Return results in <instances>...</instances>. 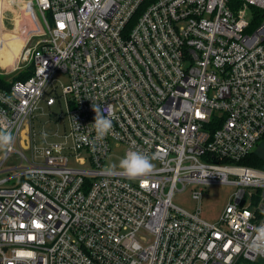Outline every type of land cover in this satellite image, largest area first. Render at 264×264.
Returning <instances> with one entry per match:
<instances>
[{
    "label": "built area",
    "instance_id": "1",
    "mask_svg": "<svg viewBox=\"0 0 264 264\" xmlns=\"http://www.w3.org/2000/svg\"><path fill=\"white\" fill-rule=\"evenodd\" d=\"M26 3L44 24L16 62L34 74L0 87V128L13 136L0 151V264L20 250L36 254L28 264L264 259L248 247L264 225V170L237 164L264 137V0ZM93 104L114 113L102 142ZM114 142L152 157L154 171L109 174ZM222 183L239 189L217 222L173 203Z\"/></svg>",
    "mask_w": 264,
    "mask_h": 264
},
{
    "label": "rangeland",
    "instance_id": "2",
    "mask_svg": "<svg viewBox=\"0 0 264 264\" xmlns=\"http://www.w3.org/2000/svg\"><path fill=\"white\" fill-rule=\"evenodd\" d=\"M23 3H24V7L27 9L28 8L27 3L26 2H23ZM6 4L7 3L4 4L6 8H4L3 10V15H4L3 16V25H4L3 33H6V31L8 30L10 34H8V36L7 34H4V36H2L3 38L6 39V41L3 43V48L0 51V77L5 79L6 81L11 82L16 77H18L21 72L24 71V69L22 68L15 69L17 65L15 62L18 59V56L20 54V47L22 46V44H25V42L27 43V40L31 37L30 35L33 34L35 31H33V33L31 34H28L32 23L31 25L30 23H28V15H26L25 12L22 11L21 6L16 5V4H13L10 6L9 3L8 5ZM35 10H36L35 15H36L38 23L44 24L43 16L38 11V9H35ZM18 17L21 19L26 18L25 19L26 22L24 21V28L26 30L22 32L23 36H20V37L16 36L15 32H13V30L15 29V21H16L15 19H17ZM30 18L31 17H29V19ZM48 18L50 20V17ZM30 22H31V19H30ZM39 27L41 28V26ZM3 29L2 27L0 28V35ZM33 40H35V37L33 38ZM12 62H14L15 64L9 68ZM58 78L64 84L68 83V79L65 75L64 76L59 75ZM61 92H62V88L59 89V93ZM54 94H56V92ZM42 105L44 106L45 110L48 112L45 116H41V118L44 121L49 118L50 112H49V108L46 107L44 103H42ZM51 110L57 113L58 115L65 113L66 111L65 104L62 106L57 104L54 107H52ZM51 124L52 123H48L46 126L49 132H54L57 129L63 131L64 129L62 122L58 126L51 125ZM38 125L40 126V124ZM259 144L260 145L256 148V150L259 151V154L264 157L263 145L261 144V142H259ZM125 149L126 147L123 144H119L116 142L112 143L111 151L109 153V156L105 164L107 168H109V166L111 165H117L116 168H118L120 159L125 156ZM71 165L77 166V167H85L84 165H81L75 162L74 160H71ZM256 168L264 169V164H261L259 167H256ZM195 188H197V186H188L183 191H177L173 198V203L176 206L181 207L189 212H195L196 209L200 207L202 219H204L207 222L214 223V222L219 221L231 196L239 189V186L233 185V184H226V183L225 184L223 183L222 184H209L205 187L204 195L200 201H197L193 198L192 193ZM254 264H264V260H261L257 263L255 262Z\"/></svg>",
    "mask_w": 264,
    "mask_h": 264
},
{
    "label": "clouds",
    "instance_id": "3",
    "mask_svg": "<svg viewBox=\"0 0 264 264\" xmlns=\"http://www.w3.org/2000/svg\"><path fill=\"white\" fill-rule=\"evenodd\" d=\"M92 110L95 112V122L92 124L96 133L95 140L102 142L113 128L112 117L114 113L110 106L105 107L104 111H102L96 104L92 105ZM105 113L107 114L105 115ZM12 142V134L0 128V151H11ZM116 167L117 165H111L106 171L111 174ZM118 168L128 178L136 179L150 175L154 171L155 165L149 155L142 151L132 150L120 159ZM248 247L253 253L264 255V225L255 229V236L248 244ZM15 259L17 264H28L29 261H35L36 254L31 251L20 250Z\"/></svg>",
    "mask_w": 264,
    "mask_h": 264
},
{
    "label": "trees",
    "instance_id": "4",
    "mask_svg": "<svg viewBox=\"0 0 264 264\" xmlns=\"http://www.w3.org/2000/svg\"><path fill=\"white\" fill-rule=\"evenodd\" d=\"M34 66H30L28 69L24 70L23 72L20 73V75L18 77H16L13 81L9 82L6 81L5 79L0 77V87L2 88H9L11 86V84L17 80H27L28 78H30L33 74H34ZM261 144L263 145L264 148V137L261 140ZM260 144H258L259 146ZM257 146V147H258ZM238 165L240 166H245V167H251V168H255V169H259V170H264L261 168H256L259 167L261 164H264V157L261 156L259 154V151H257L256 149L250 153L249 155H247L245 158L241 159L240 161L237 162ZM264 260V259H260L257 262ZM256 262V263H257ZM255 262H248L245 261L244 264H254ZM243 264V263H241Z\"/></svg>",
    "mask_w": 264,
    "mask_h": 264
},
{
    "label": "bare ground",
    "instance_id": "5",
    "mask_svg": "<svg viewBox=\"0 0 264 264\" xmlns=\"http://www.w3.org/2000/svg\"><path fill=\"white\" fill-rule=\"evenodd\" d=\"M23 2H26V0H0V28L2 27V29H3V27H4V25H3V10H4V8H6L5 6H4V4L5 3H7L6 5H8V3L10 4V6L11 5H13V4H16V5H19V6H21V9H22V11H25V14L26 15H28V12L26 11L27 9L24 7V3ZM20 9V8H19ZM6 11V10H5ZM19 14V13H18ZM21 15V14H20ZM25 15V16H26ZM30 15V14H29ZM26 19V18H25ZM25 19H21V18H17V19H15L16 21H15V31L13 30V32H15V34H16V36H23L22 35V32L24 31V21H25ZM29 19V18H28ZM26 22V21H25ZM27 24V23H26ZM30 26V25H29ZM31 30H33V29H31ZM3 31H4V29L2 30V33H1V38H0V51H1V49L3 48V43L6 41V39L5 38H3L2 36H4V34H7V36H8V34H10L9 33V31L7 30L6 31V33H3ZM11 32V31H10ZM12 32V33H13ZM27 32V31H26ZM12 35V34H11ZM25 44H26V42H25ZM25 44H23V46H22V48L20 49V53H21V51H22V49H23V47L25 46ZM19 56H20V54H19ZM19 56H18V58H19ZM18 60V59H17ZM17 60H16V62H17ZM15 62V63H16ZM14 62L13 63H11V65L9 66V68L10 67H12L14 64H15Z\"/></svg>",
    "mask_w": 264,
    "mask_h": 264
},
{
    "label": "crops",
    "instance_id": "6",
    "mask_svg": "<svg viewBox=\"0 0 264 264\" xmlns=\"http://www.w3.org/2000/svg\"><path fill=\"white\" fill-rule=\"evenodd\" d=\"M28 0H26V2H27ZM27 12H28V18L29 17H31L30 19H31V22H30V19H28V23H30V25H31V23H32V25L30 26V30H29V32H28V34H31V33H33V31H36L37 29H38V27H39V23H38V21H37V18L35 17V15H34V12L32 11V10H30L29 8L26 10ZM23 12H25V11H23ZM31 16H30V15ZM31 29H33V30H31ZM24 30H26V29H24ZM26 40V39H25ZM26 45V44H25ZM5 46H7V45H5ZM22 46H23V44H22ZM22 46L20 47V49L22 48ZM15 61V60H14ZM13 63V62H12Z\"/></svg>",
    "mask_w": 264,
    "mask_h": 264
},
{
    "label": "snow or ice",
    "instance_id": "7",
    "mask_svg": "<svg viewBox=\"0 0 264 264\" xmlns=\"http://www.w3.org/2000/svg\"><path fill=\"white\" fill-rule=\"evenodd\" d=\"M60 27H63V25L61 24ZM37 227H40V225H37Z\"/></svg>",
    "mask_w": 264,
    "mask_h": 264
}]
</instances>
